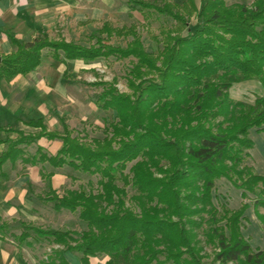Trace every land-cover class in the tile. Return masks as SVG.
Wrapping results in <instances>:
<instances>
[{"label": "trees", "instance_id": "trees-1", "mask_svg": "<svg viewBox=\"0 0 264 264\" xmlns=\"http://www.w3.org/2000/svg\"><path fill=\"white\" fill-rule=\"evenodd\" d=\"M130 2L151 8L149 14H168L158 5ZM195 9L194 25L162 41L158 53L146 51L135 32L125 47L111 43L110 37L131 35L132 29L107 25L108 38L100 30L89 46L46 34L29 42L11 38L14 50L2 56L0 80L35 70L44 50L54 59L86 64L111 57L138 60L128 72L131 96L111 83L98 84L104 90L96 103L116 113L102 139L83 142L66 125L62 133L48 132L37 120L29 124L42 128L38 134L18 132L17 139L2 140L6 149L0 153V168L24 155L21 144L47 136L63 142L58 153L38 148L30 159L23 158L26 162L100 177L97 192L81 187L59 195L51 185L54 173L42 171L49 184L42 200L56 210L77 212L87 224L81 233L23 224L24 231L15 236L19 243L48 240L58 246L44 264H70L68 252L78 254L81 264L102 255L104 264H205L189 226V217L202 212L207 213L202 220L206 243L217 249L213 264H264V250H253L241 232L248 205L219 213L212 200L220 178L244 191L243 196L264 183V177L243 165L253 146L248 134L264 131V97L249 103L230 96L232 86L243 80L264 84V0L227 7L221 0H200ZM262 198L257 201L264 205Z\"/></svg>", "mask_w": 264, "mask_h": 264}, {"label": "rangeland", "instance_id": "rangeland-1", "mask_svg": "<svg viewBox=\"0 0 264 264\" xmlns=\"http://www.w3.org/2000/svg\"><path fill=\"white\" fill-rule=\"evenodd\" d=\"M138 1L165 8L168 14L164 16L156 15V13L149 14L153 12L151 8H135L128 3V0H102L100 15L96 17V20L88 21L89 24L87 25L70 26L71 24L69 23L70 25L63 26L58 24L50 28L49 35L53 39H72L89 46L95 41L91 38L92 34L94 32L98 33V30H102L100 33L101 37L108 38V33L104 29L106 25L109 28H129L132 29L130 31L131 35H113L109 38V41L115 45H123L125 47L127 42L132 40V33L135 32L139 39H141L146 51L158 53L162 41H166L169 37L185 34L194 25L196 21L195 8H199L200 6V0H193L194 3H192L194 5L190 0ZM221 1L227 7L237 4L252 6L255 0ZM67 22H71V20L67 19ZM46 57H49V55ZM49 62H51L50 59H46L43 65V69L46 72L50 70L47 83L54 85L61 78V85L63 87L61 86L60 88L67 89L70 99L73 100V102L69 100L68 105L79 115L78 117H73L67 125L72 133L71 135L78 137L86 143H90L95 138L102 139L106 135L108 125L116 120V113L115 111H105L96 103L98 95L104 90L103 84H98L102 82L111 83L121 93L131 96L132 89L128 81V72L131 67L138 63V60L129 56V58L124 59L116 57L109 59L101 58V60H97L91 64H86L82 61L64 64L58 61L49 66ZM253 96L251 94L248 99H252ZM60 127L59 131L62 132L61 123ZM251 139L255 144V152L257 154L261 153L263 150L262 146H264L262 138L258 134L252 133ZM35 150L36 148L34 147L30 150V153H34ZM249 161V157H244L243 165L249 166ZM40 164L38 168L40 169L42 180L39 183L30 182L28 195H31L32 199L27 204L28 208L21 207L22 211H20V214L15 219L6 220V223H8L6 229H0V244L5 248V251L9 249L11 253L9 255L10 259L5 258L4 262L6 264L13 258L15 264H20V260H23L26 264H44L48 261L47 258L52 255L53 248H58L56 245H51L48 240L34 242L32 246L24 242L19 243L15 239V236L20 235L24 231L23 224L35 225L44 229L71 230L76 233H81L87 229V224L79 218L77 212L65 209L56 210L53 203H46L42 200V197H45L49 190L48 180L42 176V171L46 174L49 172L54 173L51 179L52 187L54 184L52 181L55 174H57L55 177V190L59 195L66 193L68 190H78L81 187H86L97 192L99 190L97 182L100 177L98 175L86 174L78 171V169L75 170L67 166L53 168L47 164ZM25 169L26 166L21 168L22 174L26 172ZM255 188L256 193H247V196H243L244 191L235 187L228 179L220 178L216 180L215 188L212 192V200L219 213H222L224 208L234 210L240 208L243 204H247V209L243 217H241V232L253 250H264V205L257 201L259 195L264 199V183L261 181ZM130 194H132L131 191ZM127 205H130L129 201ZM206 218V212L191 215L189 220L193 224L190 223L189 226L196 236L195 240L198 246L202 247L201 254L205 257L204 263L213 264L215 263L217 249L206 243V235H204L205 226L203 223ZM194 224H200V227H196ZM66 258L70 264H81L78 254L68 252ZM106 260L107 257L102 255L91 259L90 264H104ZM0 264L3 263L0 262Z\"/></svg>", "mask_w": 264, "mask_h": 264}, {"label": "crops", "instance_id": "crops-1", "mask_svg": "<svg viewBox=\"0 0 264 264\" xmlns=\"http://www.w3.org/2000/svg\"><path fill=\"white\" fill-rule=\"evenodd\" d=\"M128 3L138 8L130 0ZM101 5L102 0H0V57L10 54L14 50L11 42L12 37L29 42L46 34L50 39H53L49 35L50 28L58 24L68 26L69 23L70 26L87 25L88 21L96 20V17L100 15ZM67 19L71 22H67ZM94 34L96 32L92 36ZM60 39L78 43L66 38L53 40ZM47 55L49 57H46ZM42 57L40 65L30 73L19 75L10 81L0 80V153L6 149V143L2 141L4 138L15 140L19 136L18 132L33 136L41 132L42 128L30 125V121L41 120L48 132L62 133L64 125L67 126L73 117L79 116L68 105L71 99L67 89L60 88L62 79L60 78L59 82L54 85L47 83L50 70L46 72L43 69L46 59L51 61L48 63L49 66L58 61L68 64L79 60H65L62 56L57 60L51 56L48 50L43 51ZM251 94L254 95L253 98L248 99ZM230 96L237 101L253 103L257 97H264V84L259 80H243L232 86ZM60 123L63 128L62 132L59 131ZM252 133L258 134L264 145V131L252 129L248 134L250 139ZM62 145L60 139H50L47 136L39 137L34 142L28 141L20 145L24 151L22 157L14 162L7 161L0 168V225L8 224L6 220L15 219L22 211L21 207L28 208L27 204L32 199V196L28 195L29 183H39L42 180L39 164L32 165L24 159H30L36 154L38 148H42L49 155H55ZM254 146L253 142L252 148L248 151L249 166L256 174L264 177V146L259 154L255 152ZM34 147L36 148L35 152L30 153ZM23 166H26L24 174L21 173ZM56 175L52 181L53 189H56ZM10 254V250L6 249L5 251V248L0 244V262L6 264L5 258H9ZM8 262V264H15L14 258Z\"/></svg>", "mask_w": 264, "mask_h": 264}, {"label": "water", "instance_id": "water-1", "mask_svg": "<svg viewBox=\"0 0 264 264\" xmlns=\"http://www.w3.org/2000/svg\"><path fill=\"white\" fill-rule=\"evenodd\" d=\"M1 62H2V58L0 57V64H1Z\"/></svg>", "mask_w": 264, "mask_h": 264}]
</instances>
